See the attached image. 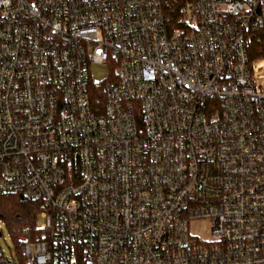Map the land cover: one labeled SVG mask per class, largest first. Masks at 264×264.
I'll list each match as a JSON object with an SVG mask.
<instances>
[{
    "label": "built area",
    "instance_id": "built-area-1",
    "mask_svg": "<svg viewBox=\"0 0 264 264\" xmlns=\"http://www.w3.org/2000/svg\"><path fill=\"white\" fill-rule=\"evenodd\" d=\"M263 28L264 0H0V194L44 221L7 255L0 219V264H264Z\"/></svg>",
    "mask_w": 264,
    "mask_h": 264
},
{
    "label": "trees",
    "instance_id": "trees-1",
    "mask_svg": "<svg viewBox=\"0 0 264 264\" xmlns=\"http://www.w3.org/2000/svg\"><path fill=\"white\" fill-rule=\"evenodd\" d=\"M250 58L254 61L264 60V28L253 33L249 47ZM91 100L94 108L101 112L105 102L103 87L93 85L90 89ZM17 195L0 194V219L5 222L7 230L17 241L20 237L29 236L37 239V219L40 216L41 207L37 204L22 201ZM62 264V263H53ZM63 264H87L85 258L80 253L76 261H66Z\"/></svg>",
    "mask_w": 264,
    "mask_h": 264
},
{
    "label": "rangeland",
    "instance_id": "rangeland-1",
    "mask_svg": "<svg viewBox=\"0 0 264 264\" xmlns=\"http://www.w3.org/2000/svg\"><path fill=\"white\" fill-rule=\"evenodd\" d=\"M91 78L94 82H105L106 80L110 79L111 69L107 65H98L94 64L91 66ZM43 219L39 216L37 219L38 226L42 225ZM4 238L6 239V242L2 239L1 245L5 249V252L7 255H10V248L14 247V242L11 238V234L7 230L6 225L2 227ZM191 231L200 237L201 239L209 238L211 236L210 234V224L208 222H194L191 224ZM7 244V245H6Z\"/></svg>",
    "mask_w": 264,
    "mask_h": 264
},
{
    "label": "bare ground",
    "instance_id": "bare-ground-1",
    "mask_svg": "<svg viewBox=\"0 0 264 264\" xmlns=\"http://www.w3.org/2000/svg\"><path fill=\"white\" fill-rule=\"evenodd\" d=\"M264 67V62L262 64H259L258 68Z\"/></svg>",
    "mask_w": 264,
    "mask_h": 264
},
{
    "label": "water",
    "instance_id": "water-1",
    "mask_svg": "<svg viewBox=\"0 0 264 264\" xmlns=\"http://www.w3.org/2000/svg\"><path fill=\"white\" fill-rule=\"evenodd\" d=\"M22 201H24V200H22Z\"/></svg>",
    "mask_w": 264,
    "mask_h": 264
}]
</instances>
